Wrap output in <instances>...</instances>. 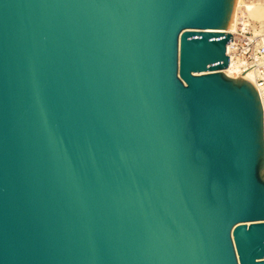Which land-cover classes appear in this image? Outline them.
<instances>
[{
    "label": "water",
    "instance_id": "obj_1",
    "mask_svg": "<svg viewBox=\"0 0 264 264\" xmlns=\"http://www.w3.org/2000/svg\"><path fill=\"white\" fill-rule=\"evenodd\" d=\"M233 4L0 0V264H264Z\"/></svg>",
    "mask_w": 264,
    "mask_h": 264
},
{
    "label": "built area",
    "instance_id": "obj_2",
    "mask_svg": "<svg viewBox=\"0 0 264 264\" xmlns=\"http://www.w3.org/2000/svg\"><path fill=\"white\" fill-rule=\"evenodd\" d=\"M224 31L232 37V41L225 44L227 69L232 67L231 74L226 75L245 79L247 71L253 74L251 84L262 106L264 132V23L238 14L233 29Z\"/></svg>",
    "mask_w": 264,
    "mask_h": 264
},
{
    "label": "bare ground",
    "instance_id": "obj_3",
    "mask_svg": "<svg viewBox=\"0 0 264 264\" xmlns=\"http://www.w3.org/2000/svg\"><path fill=\"white\" fill-rule=\"evenodd\" d=\"M238 2H239V0H234L233 9H232V12H231V16H230L226 31H231L233 29L234 20H235V18L237 17L238 14H240L242 16H245V17L247 16V17L251 18L252 20L264 22V18L262 16V12H261V8H260L259 3L250 4L251 5L250 9H248V11H245L244 10V6L242 7V9H239V7L237 9ZM231 68L232 67H230L228 69L225 68L223 72L225 74H231ZM244 78L246 80H248L249 82H251L252 78H253V74L250 71H247L246 74L244 75Z\"/></svg>",
    "mask_w": 264,
    "mask_h": 264
},
{
    "label": "rangeland",
    "instance_id": "obj_4",
    "mask_svg": "<svg viewBox=\"0 0 264 264\" xmlns=\"http://www.w3.org/2000/svg\"><path fill=\"white\" fill-rule=\"evenodd\" d=\"M263 2V3H262ZM253 3H259L260 8H261V12H262V16L264 18V0H239L238 5H237V9L239 7V9H242V7L244 6V10L248 11V9H250V4ZM264 23V22H263ZM224 71V69H222V72ZM263 176H264V170H263Z\"/></svg>",
    "mask_w": 264,
    "mask_h": 264
}]
</instances>
